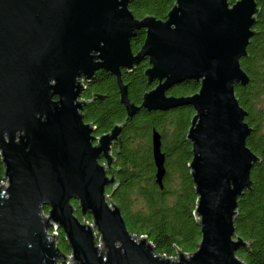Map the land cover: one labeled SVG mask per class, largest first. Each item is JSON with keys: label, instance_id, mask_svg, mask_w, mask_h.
I'll return each mask as SVG.
<instances>
[{"label": "water", "instance_id": "95a60500", "mask_svg": "<svg viewBox=\"0 0 264 264\" xmlns=\"http://www.w3.org/2000/svg\"><path fill=\"white\" fill-rule=\"evenodd\" d=\"M129 2L0 0V154L7 182L0 183V264H246L236 250H250V240L236 234L234 218L260 157L246 144L252 126L235 86L249 82L240 58L260 8L256 0H175L160 19L136 17ZM140 28L145 37L134 53L131 38ZM145 58L143 74L155 84L135 103L121 70ZM98 69L115 77L126 115L96 135L82 108L105 94L80 96ZM186 79L199 82L196 92L167 93ZM184 104L194 110L186 139L201 237L192 252L173 244L171 259L146 235L128 230L112 199L118 166L111 143L119 146L124 122L140 109ZM151 148L162 188L165 153L155 128ZM76 209L91 220L79 219ZM52 225L64 233L71 257L55 243L54 229L50 237Z\"/></svg>", "mask_w": 264, "mask_h": 264}, {"label": "trees", "instance_id": "16d2710c", "mask_svg": "<svg viewBox=\"0 0 264 264\" xmlns=\"http://www.w3.org/2000/svg\"><path fill=\"white\" fill-rule=\"evenodd\" d=\"M231 3L235 0H229ZM175 0H130L129 8L136 17L146 14L164 19ZM260 11L249 39L246 55L240 58L242 68L249 76L246 85L237 84L235 93L240 104L247 110L245 120L252 130L246 137V144L260 157L250 169L251 190H245L237 197V212L234 218L236 234L246 241L247 250L239 247L236 255L246 264H264V0H256ZM145 37V29L137 30L131 41L132 50L138 49ZM148 62L144 60L132 71L123 70L122 77L128 84V97L140 103L144 91L155 83H148L143 71ZM199 82L186 79L173 85L168 94L189 95L196 92ZM92 92L105 94L83 107L85 121L95 126V134L108 131L115 123L125 119V109L119 101L116 79L107 71L99 70L96 77L82 92L89 97ZM191 105L184 104L167 110L140 109L126 121L122 131V144L114 150V176L118 185L112 199L119 206L130 233L140 237L147 236L155 251L175 257L176 247L184 252L194 251L200 241L201 233L193 215L197 194L189 174L188 162L191 160V144L186 132L193 115ZM153 128L161 135V149L165 153V175L163 187L155 182V166L152 158L151 133ZM0 154V182L3 180L4 164ZM104 159L100 158V162ZM110 193L111 186H106ZM74 206L77 200L71 201ZM136 205V207H135ZM48 206H44V211ZM76 215L84 220L90 214ZM57 244L63 252L70 247L59 228ZM174 244V245H173ZM66 264V263H62Z\"/></svg>", "mask_w": 264, "mask_h": 264}, {"label": "flooded vegetation", "instance_id": "af4514ba", "mask_svg": "<svg viewBox=\"0 0 264 264\" xmlns=\"http://www.w3.org/2000/svg\"><path fill=\"white\" fill-rule=\"evenodd\" d=\"M133 37H134V36H133ZM133 37L131 38V41H132ZM138 49H139V48H138ZM138 49H136V50H132V51L135 53ZM144 60H147V59L145 58V59H143L142 61H144ZM142 61H141V62H142ZM147 62H148V60H147ZM139 63H140V62H139ZM139 63H138V64H139ZM136 65H137V64H136ZM136 65H134V67H133L131 70H127V71H132V70L136 67ZM147 66H148V65H147ZM99 70H103V69H98V70H96L95 75L93 76V78H92L91 80L85 82V88H87V87H88V84H89V83H90V82L96 77L97 72H98ZM123 70H126V69H122V70H121V74H122V71H123ZM104 71H105V70H104ZM108 73H109V72H108ZM112 76H113V75H112ZM113 77H114V76H113ZM114 78H115V77H114ZM122 79H123V77H122ZM123 81H124V80H123ZM125 83H126V82H125ZM85 88L83 89V91L85 90ZM83 91H82V92H83ZM91 96H92V94H91ZM91 96H89V97H85V96H82V93H81V96H80V97H81V98H84V99H87V98H91ZM104 96H105V95H104ZM104 96H103V97H104ZM103 97H102V98H103ZM102 98H101V99H102ZM94 99H95V98H94ZM94 99H92V100H94ZM96 99H97V98H96ZM101 99H98V100H101ZM92 100H91V101H92ZM91 101H90V102H91ZM90 102H88V103L85 104V105H88ZM83 107H84V105H83ZM124 109H125V108H124ZM82 111H83V108H82ZM125 115H126V113H125ZM83 118H84V117H83ZM127 120H129V119H127ZM127 120H126V121H127ZM126 121L124 122V124H123V126H122V129H121V131H120V134H119L120 137H121L119 146H118V141H113V142L111 143V152H112L113 154H114V150H115V148H117V147L119 148L120 145L122 144V140H123V139H122V138H123V137H122V131H123V128H124V125H125ZM86 122H88V121H86ZM121 122H122V121H121ZM121 122H117V123H121ZM90 123H91V122H90ZM91 124H92V123H91ZM114 158H115V156H114ZM112 163H113V162H112Z\"/></svg>", "mask_w": 264, "mask_h": 264}, {"label": "built area", "instance_id": "2783aa9c", "mask_svg": "<svg viewBox=\"0 0 264 264\" xmlns=\"http://www.w3.org/2000/svg\"><path fill=\"white\" fill-rule=\"evenodd\" d=\"M0 183H2L3 185H6V180L3 178V180L0 182ZM88 221V220H87ZM53 225H52V227L48 230V233H49V235H50V237H51V234H52V231H53ZM55 232H56V235H55V237H53V239H54V241H55V243L57 244V236H58V230H59V228H58V226L57 225H55ZM94 234L96 235V244H99V235L96 233V231H94ZM58 245V244H57ZM66 253V255H68V256H72V253H71V250L67 253V252H65ZM71 261H72V259H71ZM66 264H67V261H66Z\"/></svg>", "mask_w": 264, "mask_h": 264}, {"label": "rangeland", "instance_id": "374dc122", "mask_svg": "<svg viewBox=\"0 0 264 264\" xmlns=\"http://www.w3.org/2000/svg\"><path fill=\"white\" fill-rule=\"evenodd\" d=\"M154 83V82H153ZM96 135H99V134H96ZM71 201H72V199H71ZM73 204V203H72ZM135 207H136V205H135ZM76 212V211H75ZM85 214H87V213H85ZM84 214V215H85ZM193 215H194V217H195V214H194V211H193ZM83 217V216H82ZM91 219H88V221H90ZM83 221H87V218H86V216L84 217V220ZM54 228V227H53ZM59 231V230H58ZM58 237V236H57ZM171 259H174V257H170Z\"/></svg>", "mask_w": 264, "mask_h": 264}]
</instances>
